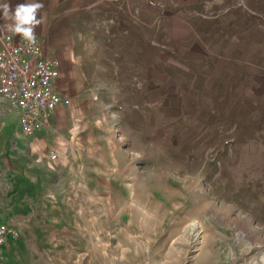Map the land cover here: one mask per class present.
I'll return each mask as SVG.
<instances>
[{"label": "rangeland", "instance_id": "obj_1", "mask_svg": "<svg viewBox=\"0 0 264 264\" xmlns=\"http://www.w3.org/2000/svg\"><path fill=\"white\" fill-rule=\"evenodd\" d=\"M41 2L71 103L0 149V264H264V0Z\"/></svg>", "mask_w": 264, "mask_h": 264}, {"label": "built area", "instance_id": "obj_2", "mask_svg": "<svg viewBox=\"0 0 264 264\" xmlns=\"http://www.w3.org/2000/svg\"><path fill=\"white\" fill-rule=\"evenodd\" d=\"M29 45L19 35L0 32V97L10 110H17L24 135L30 136L50 124V113L70 102L56 85L61 74L60 60L47 55L43 43ZM50 156H57L55 151ZM19 232L0 224V244L17 238Z\"/></svg>", "mask_w": 264, "mask_h": 264}, {"label": "crops", "instance_id": "obj_3", "mask_svg": "<svg viewBox=\"0 0 264 264\" xmlns=\"http://www.w3.org/2000/svg\"><path fill=\"white\" fill-rule=\"evenodd\" d=\"M9 3H11V2H9ZM16 4H17V2H16V0H14L12 5L15 6ZM0 16H2V15H0ZM4 23H6V21H4L3 19H0V25H2ZM36 36H38V34ZM48 46L46 47V45L43 44L45 51L46 50L48 51L47 55L53 56L51 54H54L55 55L54 57L59 58L57 55L58 51L56 49L50 47V45H48ZM59 60H60L61 74L58 77V79L56 80V85H57L58 90L62 94L69 96L70 102L68 104H61L56 109L51 111V113H50V124H49L50 126L35 132L34 134L28 136L27 138H21L22 136H18L17 138H20L19 139L20 141L19 140L18 141H12L11 144L10 143L8 144V142H0V149L6 150V151H13L15 149V151H21L22 152V150L24 149V146H26L28 144L27 147L31 153L36 152V153L44 154L48 150V147L50 145H53L54 143L57 145L56 140L52 139V137H51V133L53 132L52 124L54 126H55V124H57L58 128H64L63 124H64L65 112H66L65 107L69 106V104L71 103V97L66 91H64L65 89L63 87L64 85L62 84V78H61L62 72H63L65 66H64V63H62L63 59L61 60L59 58ZM0 111L5 112V113L6 112H18L17 110H14V111L10 110L7 102L1 97H0ZM17 117L19 118V115ZM8 127H7V125H1L0 126V132L7 133ZM16 133H17V131H16ZM7 159H8L7 155L6 156L4 155V158H3L4 165L7 164Z\"/></svg>", "mask_w": 264, "mask_h": 264}, {"label": "clouds", "instance_id": "obj_4", "mask_svg": "<svg viewBox=\"0 0 264 264\" xmlns=\"http://www.w3.org/2000/svg\"><path fill=\"white\" fill-rule=\"evenodd\" d=\"M43 7L41 0H24V3L16 4L13 10L7 0H3L0 2L2 12L0 19L6 23L0 25V32H11L13 35L21 36L29 45H35L37 43L35 29L43 23L40 14Z\"/></svg>", "mask_w": 264, "mask_h": 264}]
</instances>
